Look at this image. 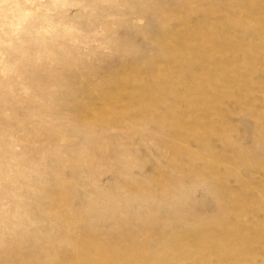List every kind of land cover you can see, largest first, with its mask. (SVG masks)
Listing matches in <instances>:
<instances>
[{"label":"rangeland","instance_id":"374dc122","mask_svg":"<svg viewBox=\"0 0 264 264\" xmlns=\"http://www.w3.org/2000/svg\"><path fill=\"white\" fill-rule=\"evenodd\" d=\"M0 264H264V0H0Z\"/></svg>","mask_w":264,"mask_h":264},{"label":"bare ground","instance_id":"6f19581e","mask_svg":"<svg viewBox=\"0 0 264 264\" xmlns=\"http://www.w3.org/2000/svg\"><path fill=\"white\" fill-rule=\"evenodd\" d=\"M89 241V240H88ZM92 242V240H90Z\"/></svg>","mask_w":264,"mask_h":264}]
</instances>
